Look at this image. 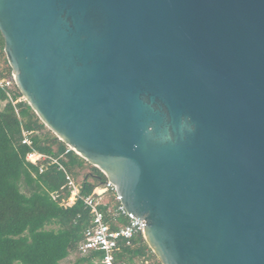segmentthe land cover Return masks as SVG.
<instances>
[{"label": "water", "instance_id": "1", "mask_svg": "<svg viewBox=\"0 0 264 264\" xmlns=\"http://www.w3.org/2000/svg\"><path fill=\"white\" fill-rule=\"evenodd\" d=\"M0 34L160 264H264V0H0Z\"/></svg>", "mask_w": 264, "mask_h": 264}, {"label": "trees", "instance_id": "2", "mask_svg": "<svg viewBox=\"0 0 264 264\" xmlns=\"http://www.w3.org/2000/svg\"><path fill=\"white\" fill-rule=\"evenodd\" d=\"M12 80L11 68L4 54L0 34V81ZM0 87V264H61L85 241L91 227V215L78 199L68 206L70 190L66 174L74 179L82 176L80 196L90 195L107 181L96 168L69 150L45 128L15 85L9 90V100ZM12 102H15L13 105ZM23 132L30 145L23 144ZM37 152L58 161L31 164L27 154ZM88 171L86 173V170ZM111 204L114 197L109 200ZM102 207L105 221L111 230L107 208ZM119 224H126L123 217ZM102 252H90L69 264H103ZM113 264H160L145 243L142 235L119 240L113 253Z\"/></svg>", "mask_w": 264, "mask_h": 264}, {"label": "built area", "instance_id": "3", "mask_svg": "<svg viewBox=\"0 0 264 264\" xmlns=\"http://www.w3.org/2000/svg\"><path fill=\"white\" fill-rule=\"evenodd\" d=\"M13 85V79L0 81V87L7 92L6 94L9 100H11L9 90L13 88ZM21 100L22 97L18 101ZM12 103L13 105L15 104V102ZM23 136L24 139L22 143L29 146L30 141L27 138V133L23 132ZM26 160L31 164H37L40 161H49L50 164L58 165L60 169L65 172L64 168L59 165L57 160L35 151L27 154ZM65 174L67 187L70 190V196L67 201L68 206L74 204L75 201L80 199L91 215V227L86 230L84 234L85 241L79 245L77 254L79 256H85L90 252H102V263L113 264V253L117 249L118 241L129 240L135 235H142L145 222L136 220L132 215L125 211L120 204L119 197L116 195L115 190L109 181H106L103 187L95 188L90 195L81 197L79 183H77L70 174H67L66 172ZM111 197H114V202H118L119 204H111L109 206V200ZM105 198L107 199L104 200ZM107 205L109 206L107 212L112 218V223L117 224L118 226L115 230H111L110 225L105 221V214L101 209ZM120 217H123L126 220V224H119L118 218Z\"/></svg>", "mask_w": 264, "mask_h": 264}, {"label": "rangeland", "instance_id": "4", "mask_svg": "<svg viewBox=\"0 0 264 264\" xmlns=\"http://www.w3.org/2000/svg\"><path fill=\"white\" fill-rule=\"evenodd\" d=\"M23 100V99H22ZM88 171V169L85 171V172H83V173H86ZM76 180V182L77 183H81V180H82V176H79L78 178H76L75 179ZM107 198H105L104 200H106ZM74 258V257H73ZM74 259H69L68 258V260H66V261H64V262H62L61 264H69L68 262L70 261V262H72Z\"/></svg>", "mask_w": 264, "mask_h": 264}, {"label": "crops", "instance_id": "5", "mask_svg": "<svg viewBox=\"0 0 264 264\" xmlns=\"http://www.w3.org/2000/svg\"><path fill=\"white\" fill-rule=\"evenodd\" d=\"M74 257V258H73ZM76 257H78V254L77 253H74V254H71L68 258L69 259H74L75 260V258ZM68 260V259H67ZM66 261V260H65ZM68 263H70V261L68 262Z\"/></svg>", "mask_w": 264, "mask_h": 264}]
</instances>
